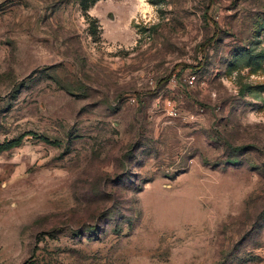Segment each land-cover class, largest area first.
I'll use <instances>...</instances> for the list:
<instances>
[{
    "label": "rangeland",
    "instance_id": "1",
    "mask_svg": "<svg viewBox=\"0 0 264 264\" xmlns=\"http://www.w3.org/2000/svg\"><path fill=\"white\" fill-rule=\"evenodd\" d=\"M15 140L0 264H264V0H0Z\"/></svg>",
    "mask_w": 264,
    "mask_h": 264
},
{
    "label": "trees",
    "instance_id": "2",
    "mask_svg": "<svg viewBox=\"0 0 264 264\" xmlns=\"http://www.w3.org/2000/svg\"><path fill=\"white\" fill-rule=\"evenodd\" d=\"M85 7L88 8V4H87V1L84 3ZM17 143H19V141L15 140V141H12V142H9V143H6V144H3L0 146V153L5 151V150H8L12 147H14L15 145H17Z\"/></svg>",
    "mask_w": 264,
    "mask_h": 264
}]
</instances>
